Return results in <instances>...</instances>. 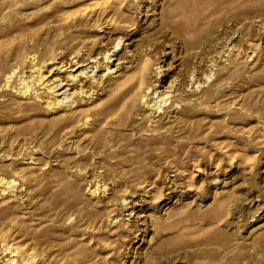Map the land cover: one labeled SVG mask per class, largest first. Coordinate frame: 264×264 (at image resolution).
Wrapping results in <instances>:
<instances>
[{"label": "rangeland", "instance_id": "1", "mask_svg": "<svg viewBox=\"0 0 264 264\" xmlns=\"http://www.w3.org/2000/svg\"><path fill=\"white\" fill-rule=\"evenodd\" d=\"M119 37L74 124L2 87ZM0 178V264H264V0H0Z\"/></svg>", "mask_w": 264, "mask_h": 264}, {"label": "bare ground", "instance_id": "2", "mask_svg": "<svg viewBox=\"0 0 264 264\" xmlns=\"http://www.w3.org/2000/svg\"><path fill=\"white\" fill-rule=\"evenodd\" d=\"M113 44L114 45L111 48L104 50L101 55H99L100 52L97 53V55H95V52L94 54H91L90 52H84L82 54V51L78 50V56L73 57L70 62V70H63L65 65H61L60 67H55L53 70H50V72H53L54 70H58L59 72L65 71L68 74L67 81L61 77H54L51 79L44 74V68L47 65L53 63V59L35 63L37 57H29L30 59L28 68L30 67L29 70L31 72L29 76L24 75V71H22L21 74H18L14 68L11 72L6 74L4 85L2 87H9L10 90L19 92L21 96L35 100V103L43 104V107L46 108V110L50 112H56L58 116H56L54 121L64 122L65 124H74L81 118L82 115H85L90 110L89 108H100L101 104H94V106L91 107L80 106V104H77V101L73 99V94L68 93V91L70 92L71 89L76 88L73 93H76L81 97L88 98V100L92 101L95 99L94 94L96 92L94 89L98 87L106 88V82H109L111 86L114 85V90L118 89L121 85L117 78L118 74L113 75L118 72L119 69L117 70V68L121 65V62L118 61L116 64H114L115 68L113 69H111V66H109L108 63H112L113 65V61L118 60L113 58V56H115V52L119 50L118 47L122 44V38L119 37L116 41H114ZM103 63L107 64L103 65ZM99 68H103L106 72L102 75H98L96 71H98L97 69ZM106 74L109 76L111 74L108 80L103 79ZM198 87L199 85L196 86V89ZM148 92H150L149 87L148 89L146 88V91L142 94V102L146 101L144 98ZM157 93L158 92L156 90L155 94ZM171 94V91H162V93L152 101V108L149 109L154 110L155 112H161L163 109L162 105L170 101V98L172 97L170 96ZM149 107L151 106L149 105ZM4 179L5 178H0V182ZM10 253L13 254V256H21L22 261L21 259L20 261L22 263L32 262L34 258L33 256H30L28 252L26 253L21 251L18 247L10 246ZM7 261V264H19L18 259L15 257Z\"/></svg>", "mask_w": 264, "mask_h": 264}]
</instances>
